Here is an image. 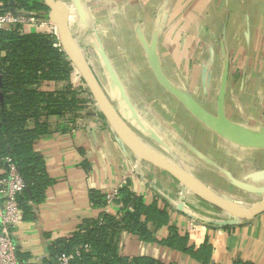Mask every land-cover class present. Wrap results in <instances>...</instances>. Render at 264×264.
I'll list each match as a JSON object with an SVG mask.
<instances>
[{
    "label": "crops",
    "instance_id": "obj_1",
    "mask_svg": "<svg viewBox=\"0 0 264 264\" xmlns=\"http://www.w3.org/2000/svg\"><path fill=\"white\" fill-rule=\"evenodd\" d=\"M54 1L67 8L73 43L138 142L236 206L264 198V0ZM121 140L91 107L73 128L35 144L53 184L15 231L20 261L46 264L52 242L85 220L120 218L122 195L109 207L90 200L91 192L118 190L167 217L161 228L147 224L148 238L119 233L120 257L264 264V213L249 221L226 217ZM192 219L206 224L194 248H208L200 262L167 245L173 236L188 238Z\"/></svg>",
    "mask_w": 264,
    "mask_h": 264
},
{
    "label": "trees",
    "instance_id": "obj_2",
    "mask_svg": "<svg viewBox=\"0 0 264 264\" xmlns=\"http://www.w3.org/2000/svg\"><path fill=\"white\" fill-rule=\"evenodd\" d=\"M22 12L38 19H47L48 10L42 0H0V15ZM50 30L25 32L21 26L0 30V161L12 158L26 185L17 199L22 216L28 219L34 205L43 202L49 179L45 164L35 144L48 135L73 128L79 116L92 107L91 96L72 62ZM87 92V94H86ZM121 216L115 219L102 215L85 220L67 238L56 239L50 246V259L72 255L70 264H159L149 259L120 257L117 236L123 231L148 238L147 224L163 227L167 217L155 204L147 207L139 197L120 193ZM96 207L105 205L104 197L91 192ZM167 245L191 254L201 261L208 254L207 246L198 250L188 245V238L173 236ZM188 245V246H187ZM19 259V253H16ZM234 264H252L235 262Z\"/></svg>",
    "mask_w": 264,
    "mask_h": 264
},
{
    "label": "built area",
    "instance_id": "obj_3",
    "mask_svg": "<svg viewBox=\"0 0 264 264\" xmlns=\"http://www.w3.org/2000/svg\"><path fill=\"white\" fill-rule=\"evenodd\" d=\"M19 25L22 29L35 28L39 30H50L57 38V28L49 21L29 16L22 12L15 14L8 12L0 15V30L11 26ZM58 40V38H57ZM56 47H61L59 40ZM26 190V185L20 175L17 164L10 157H5L0 161V264H26L17 258V250L13 241V236L18 226L22 222V212L17 199ZM120 198V192L113 190L104 195L105 207L114 205ZM188 229V240L191 245L198 248L202 244L199 234L206 229V225L198 220H191ZM72 255H61L55 262L46 264H70Z\"/></svg>",
    "mask_w": 264,
    "mask_h": 264
},
{
    "label": "water",
    "instance_id": "obj_4",
    "mask_svg": "<svg viewBox=\"0 0 264 264\" xmlns=\"http://www.w3.org/2000/svg\"><path fill=\"white\" fill-rule=\"evenodd\" d=\"M42 1L44 6L48 10L47 18L53 25L56 26L58 33L60 35H67L74 43H76L72 39L69 32L67 8L63 4L58 3L54 0H42ZM11 13L15 14L16 12L14 10H11ZM61 48L63 52L67 55L69 60L72 62L79 77L82 79L85 87L87 88L88 94L92 98V102H94L95 106L97 105L96 107L98 108L96 109L99 110V112L105 117L107 122L113 128V130L116 132L114 126L115 121H117V124L120 123L121 125L124 126V128L128 129L125 126V124L121 121L119 116L116 114V112L113 110L111 104L109 103L103 91L101 90L100 86L96 82L90 68L86 65V62L84 63V65H82L81 62H79L77 58L69 54L62 45ZM2 105H3V100L0 96V106ZM125 146L138 158L136 152L131 147H129L128 145ZM138 159L169 174L170 176L181 182L184 186L185 184L183 181H188L196 185L206 195L204 197L199 195L200 197H202L208 203L212 204L217 210L223 213L226 217L231 218L235 221H249L254 217L264 213V198H262L260 201L254 204L249 205L247 208H242L226 201L220 195L215 194L207 186H205L199 180L194 178L192 175L186 173L185 171L176 167L175 165H172L171 163L162 160L161 158H156L153 156H143ZM192 220H197V219H192ZM198 221H201L205 224V222L202 220H198Z\"/></svg>",
    "mask_w": 264,
    "mask_h": 264
},
{
    "label": "bare ground",
    "instance_id": "obj_5",
    "mask_svg": "<svg viewBox=\"0 0 264 264\" xmlns=\"http://www.w3.org/2000/svg\"><path fill=\"white\" fill-rule=\"evenodd\" d=\"M57 38L61 42L62 46L67 50V52L69 54H71L72 56H74L75 58H77V60H79V62H81L82 65H84V61H83V59L79 53V50L77 49V47L75 46L73 41L67 35H60L59 33H57ZM114 126H115L117 134L120 136V138L123 140V142L125 141L124 143L126 145H128L129 147H131L132 149H134V151L139 153L140 156H142V157L143 156H153V157L159 158V156L157 154L151 152V150L148 147H146L143 144H141L140 142H138L130 134V132L126 128H124L123 125H121L120 123L117 124V121H115ZM125 130H127V131H125ZM137 153H136V155H137ZM183 182L190 189H192L194 192L198 193L199 195H201L203 197L206 196L204 194V192L199 187H197L196 185H194L188 181H183Z\"/></svg>",
    "mask_w": 264,
    "mask_h": 264
},
{
    "label": "rangeland",
    "instance_id": "obj_6",
    "mask_svg": "<svg viewBox=\"0 0 264 264\" xmlns=\"http://www.w3.org/2000/svg\"><path fill=\"white\" fill-rule=\"evenodd\" d=\"M57 33H58V32H57ZM85 91H86V90H85ZM86 94H87V92H86ZM87 95H88V94H87ZM91 102H92V98H91ZM92 105H93L92 107H93L96 111H99V110L96 109V108H98V107H96L97 105L95 106L94 102H92ZM171 164H172V163H171ZM172 165H175V164H172ZM196 168H197V170H196L197 172L195 171L194 173H195V174L199 173V175H200L201 172H202V169H201V168H198V167H196ZM200 169H201V170H200ZM204 179H205L206 181H208L207 178H204ZM254 197H258V196H254ZM218 211H219V210H218ZM219 212H220V211H219ZM222 214H223V213H222Z\"/></svg>",
    "mask_w": 264,
    "mask_h": 264
}]
</instances>
